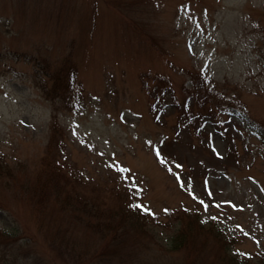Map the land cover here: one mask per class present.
Returning a JSON list of instances; mask_svg holds the SVG:
<instances>
[{
    "label": "rangeland",
    "instance_id": "obj_1",
    "mask_svg": "<svg viewBox=\"0 0 264 264\" xmlns=\"http://www.w3.org/2000/svg\"><path fill=\"white\" fill-rule=\"evenodd\" d=\"M0 158V264H264V0H0Z\"/></svg>",
    "mask_w": 264,
    "mask_h": 264
},
{
    "label": "trees",
    "instance_id": "obj_2",
    "mask_svg": "<svg viewBox=\"0 0 264 264\" xmlns=\"http://www.w3.org/2000/svg\"><path fill=\"white\" fill-rule=\"evenodd\" d=\"M55 95H57V97H59L58 94H55ZM60 98L64 99L62 94H60ZM52 130H53V132H52V143L50 144V149L53 147V142H55V140H57L56 136H58V128H57V124L55 122L52 126ZM3 172L8 173L7 163L4 161L3 158H0V174ZM129 210H130V208H129ZM133 211H134V213L133 212L131 213L133 216L135 215V213L138 217L141 215V213L136 208ZM184 219H185V221H183ZM179 220L181 221V225L179 227L177 235L174 238V240H175L174 245H175V247H177L179 249L182 246L187 245L188 239H190L194 233V230H193L194 227L202 229V230L208 229L207 231H209L213 235L215 234L216 237L219 239V241H221V239H222L221 236H219L217 234V233H220L219 231L213 230V227H211V226L206 227L205 224L201 223L200 216H198L196 214L195 215L194 214L193 215L187 214V216H186V214H180ZM204 232H206V231H204ZM112 237L116 238V232H114ZM234 258H235L234 256L230 258V260H229L230 264H245L244 262L239 261L237 259L235 260ZM0 260H1V257H0Z\"/></svg>",
    "mask_w": 264,
    "mask_h": 264
},
{
    "label": "snow or ice",
    "instance_id": "obj_3",
    "mask_svg": "<svg viewBox=\"0 0 264 264\" xmlns=\"http://www.w3.org/2000/svg\"><path fill=\"white\" fill-rule=\"evenodd\" d=\"M158 154H159V152H158ZM146 211H150V209H145ZM165 211H167V209H165ZM153 214H155V213H153Z\"/></svg>",
    "mask_w": 264,
    "mask_h": 264
}]
</instances>
